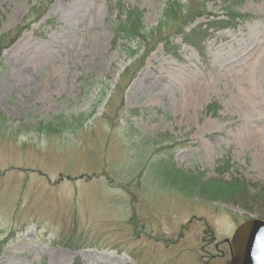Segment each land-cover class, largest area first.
Here are the masks:
<instances>
[{"label": "rangeland", "instance_id": "rangeland-1", "mask_svg": "<svg viewBox=\"0 0 264 264\" xmlns=\"http://www.w3.org/2000/svg\"><path fill=\"white\" fill-rule=\"evenodd\" d=\"M166 2L50 0L1 51L0 264H224L236 226L264 219V193L211 200L168 174L174 164L212 178L226 156L224 179L264 188V0H200L186 29L228 8L249 15L202 52L171 33L179 47L156 42L118 91L138 55L136 41H113L121 6L142 9L149 28ZM28 8L0 0V33Z\"/></svg>", "mask_w": 264, "mask_h": 264}, {"label": "trees", "instance_id": "trees-1", "mask_svg": "<svg viewBox=\"0 0 264 264\" xmlns=\"http://www.w3.org/2000/svg\"><path fill=\"white\" fill-rule=\"evenodd\" d=\"M188 0L186 9L183 10L180 0H167L165 8L158 24L147 28L143 21V11L137 6L122 5L121 11L118 12L117 20L112 26L113 41L118 38L123 39L124 47L131 48V43L136 41V47H133L130 54L136 53L137 57L121 71L115 88L122 92L125 90L130 81L135 77L138 70L143 66L149 50L153 49L157 43L162 42L163 47L167 50H173L179 47L180 43L174 44L169 39L171 33H176L187 44L193 46L200 52L203 51L204 41L209 37L215 29L235 26L237 18L248 16L247 13H241L233 8L224 11V16L214 18L206 16V20L191 25L186 29L187 25L192 23L196 16L204 15L203 7L205 3L200 0L192 2ZM50 0H29V8L21 21L12 29L0 33V58L1 51L16 40L21 33L29 28L33 21L41 18L47 10ZM209 15L212 12H206ZM214 15V14H213ZM4 14L0 11V23ZM157 42V43H156ZM2 66V61H0ZM217 105L210 102L206 105L205 111L210 114H216ZM64 125V121L59 122ZM60 130V129H59ZM167 135V134H165ZM228 158L221 157L217 160L216 169L218 175L212 178L204 179L205 173L196 169L184 170L178 168L174 164L170 165L168 174L173 184H177L179 188H186L190 193L202 194L205 198L211 200H244L245 194L249 191L264 193V188L251 183L243 177L232 176L224 179L221 173L228 166ZM258 193V194H259ZM260 196V195H259ZM259 215V214H258Z\"/></svg>", "mask_w": 264, "mask_h": 264}, {"label": "water", "instance_id": "water-1", "mask_svg": "<svg viewBox=\"0 0 264 264\" xmlns=\"http://www.w3.org/2000/svg\"><path fill=\"white\" fill-rule=\"evenodd\" d=\"M225 240L229 242L230 257L224 264H264V219L243 220Z\"/></svg>", "mask_w": 264, "mask_h": 264}]
</instances>
